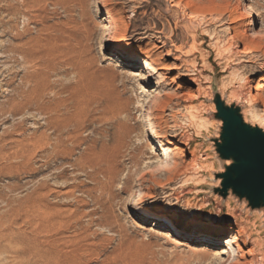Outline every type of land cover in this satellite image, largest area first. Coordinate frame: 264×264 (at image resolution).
<instances>
[{"label":"rangeland","instance_id":"rangeland-1","mask_svg":"<svg viewBox=\"0 0 264 264\" xmlns=\"http://www.w3.org/2000/svg\"><path fill=\"white\" fill-rule=\"evenodd\" d=\"M248 2L252 14L242 9ZM214 47L228 50L235 81L244 78L255 98L258 89L264 96V0H0V249L7 240L24 248L44 241L47 219L62 213L55 229L79 248L71 257L77 264H255L260 221L250 240L220 220L227 235L206 243L191 237L174 250L162 224L142 216L193 226L227 212L228 202L209 189L218 167L206 141L217 130L212 83L247 104L241 93L230 98L232 85L223 88ZM209 70L210 89L202 79L199 92L191 79ZM191 112L211 121L208 131L196 133ZM73 115L80 124L67 128L78 126V138L53 153L52 119ZM187 136L200 162L213 164L199 173L205 182L190 187L178 173L181 162L195 165ZM111 165L109 180L102 169ZM229 203L253 223L256 216ZM30 204L38 209L28 222Z\"/></svg>","mask_w":264,"mask_h":264},{"label":"bare ground","instance_id":"bare-ground-1","mask_svg":"<svg viewBox=\"0 0 264 264\" xmlns=\"http://www.w3.org/2000/svg\"><path fill=\"white\" fill-rule=\"evenodd\" d=\"M242 9L245 12H247V14L248 13L252 14L253 11L255 10L254 6L249 2L244 3L242 6ZM252 21H253V19H252ZM118 48L125 49V45L124 46L120 45ZM214 48L215 49H213V51L215 53V59L219 65L221 73L223 74V77H222L223 88H225L228 85H232L233 89L229 94L230 98L236 99L239 93L244 95L243 100L247 104V107L244 110L245 117L246 118L250 117L251 121L256 122L259 125V127H261L264 130V116L262 115L263 111H261V108H260V105H262V107L264 106L263 93L260 91V89H258L259 93L258 94L255 93V94H257V96L255 98V95L254 94L252 95L253 89H252L251 85L249 86L248 82L245 83L241 80L244 78L241 77V79L238 78V82L235 81L237 79V78L235 79V77L237 75L235 74V72H233V70L229 71L230 57H228L225 54V53H227L228 50L225 49V52H224L221 49H219L218 47H214ZM122 58L124 61H126L125 59H127L125 55H122ZM202 66L208 67L207 56L204 54H203ZM147 68L148 67L146 66V69ZM150 73L154 76H159L157 71L150 70ZM210 73H211V71L209 70L205 74L200 73V77H198L197 80L191 79V82H193L195 84V86L199 92L201 91L202 87L198 83L201 82L202 79H204V81H206L205 83H207V89H210V83H211ZM258 88H260V87H258ZM240 89H242V91H240ZM256 90L257 89H255L254 92ZM206 95H208V92L205 91L204 97ZM255 105H256V110L258 112V115H257L256 110H255ZM192 110H193V108H191V111ZM210 111H214V107L212 105L210 106ZM81 117H82L81 115L80 116L76 115L73 117V119H58V118L52 119V122L55 121V124L52 123V124H54V126H53V131H51L55 135V142H53L51 144V149L53 150V153H55V152H57V154L59 152L62 154H63V152L66 153L65 152L67 150L66 149L67 148L66 147V143H67L66 141H70L69 142V144H70V143L74 142L75 138H78L77 137V131L79 130V129L77 130L78 126L75 128V131H69L67 128L68 127L67 125L71 121H72V123L73 122L77 123V121L79 123ZM189 121L191 122L192 128H194L196 130V133H198V134H200L203 130L208 131L210 126L212 125V123L209 119H202L199 116H197V114H195L193 112H191V114H190ZM47 122H49V121H47ZM78 123L76 125H78ZM73 125H75V124H73ZM166 137L167 136H165V135H161V136L157 135L154 138L158 139V141H159V140L166 139ZM77 140H76V142H77ZM187 148H188L189 152L192 153V156H194L195 165H194V167L191 168L192 170H189L190 169L189 162H181L180 164H178L179 165L178 166V173H183L184 184L186 186L190 187L191 185H198L199 183L205 182L202 178L199 177V173L203 169L204 170L210 169L213 166V164L210 163V164L203 165L200 162L199 157L197 156L198 146L195 144L192 146V143H191L189 136H187ZM190 158H191L190 159V163H191L192 157H190ZM101 163H103V162H101ZM101 163L99 162L98 164H101ZM106 163L108 164V162H105V165H107ZM115 170H116V168L111 165L110 167H107L106 169L104 168V170L102 169V172L106 178H108L109 180H112V178L114 177V174H115ZM188 190L191 191V189H188ZM200 192L201 191L199 190V188L195 189V193L198 194ZM31 197H33V196H31ZM32 201L33 200H31V203H32ZM229 205H230V203L228 202L227 203L228 209H227L226 214L219 216V214H220L219 211H216L215 215H217V216H215L216 217L215 220L214 219L209 220V221L200 220L199 222H197V224H195L193 226H186V225L185 226H177L173 221L165 218L164 216H161V215L155 214V213H149L146 211L142 213V216H143V219L145 222H151V221L157 222L158 221L160 224H162V226L165 229V231L163 232L164 233L163 236L170 243V245L172 246V248L174 250H177L181 246H183V240H187L191 237L195 238V237L201 236V238L199 239L200 242L206 243L203 239L211 241L212 238H215L218 236L223 237V236L227 235L231 231V229L228 227L222 226V223L220 222V220L224 221L226 223L231 222L235 225H238L236 227L241 229L242 233H244V231H245V234L248 236V240H250L254 236L253 231L251 229V225L256 226V223L258 221L257 218L255 217L253 223H249L248 221L244 220L243 218L238 217V214L233 212V210H231L229 208L230 207ZM37 209L38 208L34 204H30L29 206L25 207V213L28 214V217H27L28 222L30 220L29 216L32 215L33 213L37 212ZM18 215H19V213H18ZM61 215H62V213H60L57 216H52L51 218L47 219V222L50 225L45 230V233L47 235L46 239L44 241H40V240L33 241L32 245L29 248L28 247L24 248V247H20V246L17 247V245L14 247V246H12V245H14L13 244L14 242L12 243L11 240H7L6 242H7L8 246L3 247V249H0V256L2 254L5 257L4 259H2V257H1L0 264H29V258L31 259L32 256H34L33 257L34 259L32 258V260H34L35 264H77L78 261H76L75 257L74 258H71V257H73V255L75 253H78L79 248L71 246V244H69V242L63 238L64 235L60 236L55 229L56 226L61 227L62 224H64L63 222L65 220L63 221V217L60 218ZM226 217H229L230 220L227 221ZM165 221H168V224ZM257 234H258V237L256 238L254 236V239L251 240L253 242V248L255 249L254 250L255 257H256L255 264H264V241L260 238V231H258ZM7 239H8V237H7ZM31 250H34V253L32 251V253L34 255L32 253H30ZM5 261H6V263H4Z\"/></svg>","mask_w":264,"mask_h":264},{"label":"water","instance_id":"water-1","mask_svg":"<svg viewBox=\"0 0 264 264\" xmlns=\"http://www.w3.org/2000/svg\"><path fill=\"white\" fill-rule=\"evenodd\" d=\"M210 117L216 133L207 138L217 169L212 171L211 194L222 204L233 201L264 229V130L245 117L244 106L230 101L212 83Z\"/></svg>","mask_w":264,"mask_h":264}]
</instances>
